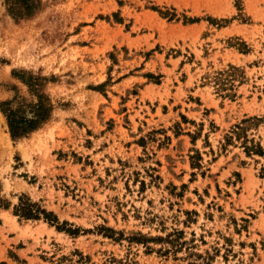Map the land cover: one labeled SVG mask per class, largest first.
Segmentation results:
<instances>
[{
  "label": "rangeland",
  "instance_id": "374dc122",
  "mask_svg": "<svg viewBox=\"0 0 264 264\" xmlns=\"http://www.w3.org/2000/svg\"><path fill=\"white\" fill-rule=\"evenodd\" d=\"M40 1L0 0V105H52L0 109V264H264V0Z\"/></svg>",
  "mask_w": 264,
  "mask_h": 264
},
{
  "label": "trees",
  "instance_id": "16d2710c",
  "mask_svg": "<svg viewBox=\"0 0 264 264\" xmlns=\"http://www.w3.org/2000/svg\"><path fill=\"white\" fill-rule=\"evenodd\" d=\"M40 8V0H12V4H9V12L15 18L30 17ZM40 79V77L30 76L28 80L24 81L37 98V102L26 105L29 110L26 108L23 109L22 106L13 108L12 101L2 102L0 105V109L6 117L10 133L14 139L28 135L46 123L50 118L52 105L46 95L40 90L42 85ZM246 149L248 153L254 152L264 155V151L260 145H252ZM16 212L25 219H38L40 215L43 214L45 219L49 222L53 223L57 221L54 216L52 218V213L42 209L36 203L21 202L16 208Z\"/></svg>",
  "mask_w": 264,
  "mask_h": 264
}]
</instances>
